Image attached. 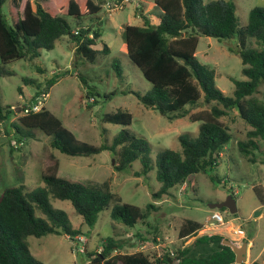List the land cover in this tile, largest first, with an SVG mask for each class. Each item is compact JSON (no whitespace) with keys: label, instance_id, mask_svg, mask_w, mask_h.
I'll return each instance as SVG.
<instances>
[{"label":"rangeland","instance_id":"rangeland-1","mask_svg":"<svg viewBox=\"0 0 264 264\" xmlns=\"http://www.w3.org/2000/svg\"><path fill=\"white\" fill-rule=\"evenodd\" d=\"M28 1L32 2L10 0L4 5V14L11 25L22 16ZM203 1L206 4L221 0ZM224 1H232L236 6L237 34L230 40L200 37L196 60L214 70L215 86L226 96L233 97L234 81H244L246 78L242 74L244 67L241 59L229 49H242L245 46L246 49L262 50L255 40L247 39L243 32L250 11L256 7L263 8L264 0ZM39 2L51 8L63 5L67 0ZM112 2L109 0L107 3ZM32 7L35 9L33 4ZM11 11L17 15L13 21ZM63 17L68 20L73 33L91 28L94 36H101L97 39L96 48L103 50L108 46L110 52L100 53L95 62H88L75 56L74 40L65 36L56 42L53 50H42L40 58L15 60L6 66L15 74L0 79V104L15 108L16 115L7 123L0 120V196L9 188L25 186L28 191L44 188L42 174L53 164L47 159V147L59 162L58 177L109 191L113 199L99 215L97 224L90 228L70 202L50 197L51 205L64 211L72 228L80 230L82 235L75 239L65 235L28 237L25 242L32 255L44 264H90L97 254L102 253L103 242L110 237L124 243L121 254H162L163 248L174 250L184 245V240L179 239V231L186 221L192 220L203 224L198 236L223 234L238 248L248 241L245 264H264V206L258 201L253 189L258 186L264 188V142L255 152L257 163L252 164L244 159L238 144L247 140L249 129L236 115L231 114L222 119L230 128L232 140L218 165L207 174L193 176L187 189L185 186L172 189L173 197L163 196L158 201L153 198L154 193L161 188L156 177L157 155L166 149L181 151L179 138L197 137L201 125L188 118L170 120L146 108L136 96L147 95L152 85L130 60L124 30L128 25L143 26L144 21L157 25L162 12L155 5V0H129L124 8L111 13L105 5L96 15ZM54 73H65L66 76L58 79L45 100L43 95L39 97L40 101L44 100L43 106L63 122L77 141L94 147L111 146L122 131L146 140L150 146L148 156L153 167L147 175H134L142 170L140 161L123 171H117L115 167L118 158L108 150L90 157H70L51 149L49 144L52 138L40 130L33 131L31 136L25 138L16 133L12 123L21 116V108L30 106L31 100L37 95V87L43 88ZM24 79L34 80V85L26 84ZM256 97L264 102V84ZM203 109L206 106L202 105L191 112ZM119 111L131 114V125H115L103 121L106 114ZM230 196L236 201V214H230L227 209L209 208L210 204L223 203ZM118 203L143 210L148 204H155L158 210L151 211L144 223L129 228L111 218V210ZM214 212L222 215L224 225L210 220ZM37 216L40 215L37 213ZM238 228L244 231V239L233 234V230ZM194 240L195 237L188 239L186 245Z\"/></svg>","mask_w":264,"mask_h":264},{"label":"trees","instance_id":"trees-1","mask_svg":"<svg viewBox=\"0 0 264 264\" xmlns=\"http://www.w3.org/2000/svg\"><path fill=\"white\" fill-rule=\"evenodd\" d=\"M8 1L0 0V79L15 74L6 68L10 62L36 60L40 58L42 50H53L56 42L65 36L74 40L75 56L88 62H95L100 53L110 52L108 46L103 50L96 48L97 39L101 36H94L91 28L75 34L68 20L63 17L96 15L109 0H67L65 4L51 8L45 7L40 0H31L24 6L23 16L16 21L13 19L17 15L10 12L13 25L3 11ZM155 5L162 12L157 25L144 21L143 26L128 25L124 30L130 60L152 85L147 95L136 96L146 108L170 120L188 118L201 124L197 137L179 138L181 151L166 149L157 155L156 177L161 188L154 193L153 198L158 201L163 196H172V189L182 186L187 189L193 176L207 174L218 165L232 140L230 128L222 119L231 114L240 118L249 129L247 140L238 144L240 154L248 162L257 163L255 152L264 142V102L256 97L264 84V7L250 11L243 32L247 39L255 40L262 50L246 49L244 42L242 49H229L241 59L244 67L242 74L246 80L234 81V96L228 97L215 86V71L199 64L196 53L200 37L230 40L236 36L238 19L235 4L224 0L206 4L203 0H155ZM64 76L65 73H54L44 89L37 87V95L31 100L30 106L22 107L21 116L12 123L16 133L25 138L31 136L33 131L40 130L52 138L49 144L51 149L70 157H90L108 150L118 158L117 171H123L140 161L142 170L134 175H147L153 167L148 156L150 146L146 140L122 131L111 146L94 147L77 141L63 122L45 107L39 112L25 113L41 95H48L58 79ZM24 82L34 85L35 81L24 79ZM83 83L86 84L85 81ZM19 91L22 93L21 89ZM202 105L206 109L191 112ZM15 111L12 106L0 104V120L9 122L16 115ZM103 121L129 126L132 116L119 111L106 114ZM45 149L48 161L53 164L42 174L44 188L28 191L25 186H20L6 189L0 196V264H44L32 255L25 242L28 237L65 235L75 239L82 235L80 230L72 228L64 211L51 205L50 197L70 202L90 228L97 224L99 215L113 199L109 191L58 177L59 162L47 147ZM253 189L258 201L264 206V188L258 186ZM157 210L155 204H148L143 210L118 203L111 210V218L134 228L144 223L151 211ZM202 228L201 223L186 221L179 231V239L184 240V245L174 250L163 248L162 254L156 252L152 255L143 252L121 254L124 243L110 237L103 242L102 253L97 254L90 264H236L233 249L236 244L220 234L198 236ZM192 237L195 240L186 245Z\"/></svg>","mask_w":264,"mask_h":264},{"label":"built area","instance_id":"built-area-1","mask_svg":"<svg viewBox=\"0 0 264 264\" xmlns=\"http://www.w3.org/2000/svg\"><path fill=\"white\" fill-rule=\"evenodd\" d=\"M113 2L111 4L107 3L106 7L109 13L124 8L125 4L129 2V0H112ZM75 34H78V32H75ZM48 97V95H44L43 98L44 100ZM43 101L36 100L33 106L27 110H25V113L29 112H39L44 106ZM211 221L217 222L219 225H224L225 221L222 217V215L219 212H214L213 215L210 218ZM233 230V229H232ZM233 234L235 236H239L242 239L245 238V233L242 229H234ZM250 264V263H247Z\"/></svg>","mask_w":264,"mask_h":264},{"label":"water","instance_id":"water-1","mask_svg":"<svg viewBox=\"0 0 264 264\" xmlns=\"http://www.w3.org/2000/svg\"><path fill=\"white\" fill-rule=\"evenodd\" d=\"M209 208L211 210L227 209L232 215L237 213L236 201L232 196H230L228 200L223 203L210 204ZM259 215L260 213L257 214V216ZM233 249L236 255V264H245V262L247 261L248 244L245 242L240 248L235 245L233 246Z\"/></svg>","mask_w":264,"mask_h":264},{"label":"crops","instance_id":"crops-1","mask_svg":"<svg viewBox=\"0 0 264 264\" xmlns=\"http://www.w3.org/2000/svg\"><path fill=\"white\" fill-rule=\"evenodd\" d=\"M26 3H27V2H26ZM25 5H26V4H25ZM33 6H34V5H33ZM23 10H24V8H23ZM22 16H23V15H22ZM22 16H21V17H22ZM19 18H20V17H19ZM126 51H127V50H126ZM220 235H223V234H220Z\"/></svg>","mask_w":264,"mask_h":264}]
</instances>
